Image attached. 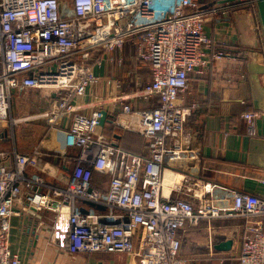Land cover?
Wrapping results in <instances>:
<instances>
[{
    "label": "built area",
    "instance_id": "1",
    "mask_svg": "<svg viewBox=\"0 0 264 264\" xmlns=\"http://www.w3.org/2000/svg\"><path fill=\"white\" fill-rule=\"evenodd\" d=\"M239 6L257 11V0L208 5L198 0H0V121L55 123L71 114L67 145L78 152L66 155L73 166L66 184L59 185L41 172H29L41 167L46 152L40 147L13 150V166L0 151V264H25L10 247L18 202L51 215L49 238L70 252H119L139 264H189L182 234L203 220L213 254L226 237L217 235L212 220L244 218L240 264H264V198L180 168L181 162L199 158L200 147L189 129L197 103L184 105L181 94L192 71L226 54L214 49L208 57L213 40L204 25ZM130 39L137 43V58L149 61L152 70L151 80L132 96L157 97L159 104L140 108L120 96L112 121L144 135L145 154L126 151L115 138L105 141L100 133L104 109L86 113L79 103L100 77L96 67L116 61L113 52ZM52 64L57 67L50 69ZM42 88L56 92L49 109L10 115L16 90ZM256 115L243 113L250 123ZM94 170L108 175L106 187L92 183Z\"/></svg>",
    "mask_w": 264,
    "mask_h": 264
},
{
    "label": "crops",
    "instance_id": "2",
    "mask_svg": "<svg viewBox=\"0 0 264 264\" xmlns=\"http://www.w3.org/2000/svg\"><path fill=\"white\" fill-rule=\"evenodd\" d=\"M218 1L226 0H200V4ZM259 24L258 11L243 6L228 15H217L206 21L205 33L213 40L206 48L208 57L214 49H222L226 54L192 71L189 86L181 94L184 105L197 103L190 116L189 129L195 130L196 143L200 147L199 158L181 162L180 168L201 177H214L215 182L232 191H246L264 198L261 180L264 175V32L258 28ZM137 52L135 40H127L122 48L113 52L116 61L96 67L100 76L98 81L90 86L89 94L79 100L84 112L91 113L100 106L113 120L120 106V96L140 108L157 105V97L146 101L132 96L152 78L150 62L137 58ZM56 67L52 64L49 68ZM54 95L56 92L47 88L16 90L10 115L22 117L49 109ZM245 112L257 113L251 123L243 116ZM71 121V114L55 123L46 119L15 124L0 121V151L6 152L3 159L13 166V150L26 153L40 147L46 152L40 160L41 167L29 172H41L49 181L65 185L71 174V165L65 157L77 150L67 145L66 133ZM108 122L113 121H107L106 126L100 128L105 141L111 139L106 134ZM107 185L108 181L105 187ZM16 209L18 212L12 217L10 247L25 264H139L133 256L119 252L72 253L60 240L49 238L51 215L35 209L26 210L21 202L16 204ZM211 224L217 235L229 233L225 237L234 239L232 248H215L211 254L208 222L203 220L191 235L195 250L185 252L182 249L190 259L189 264H240L239 252L247 219L216 218ZM187 231L182 234L183 245ZM235 231L237 234H232Z\"/></svg>",
    "mask_w": 264,
    "mask_h": 264
},
{
    "label": "trees",
    "instance_id": "3",
    "mask_svg": "<svg viewBox=\"0 0 264 264\" xmlns=\"http://www.w3.org/2000/svg\"><path fill=\"white\" fill-rule=\"evenodd\" d=\"M198 1L199 3H201L200 0ZM158 104L159 103H157V105ZM108 130L109 131H107L106 134L107 136H109V139L115 138L117 144L121 148L135 154L146 153L147 150L146 145L148 144V139L144 135L132 130H128L114 122H108ZM77 153H78L77 150H73V152H70L69 154L77 156ZM72 164H74V161ZM72 166L73 165H71V168ZM203 177L215 181L214 177H209V176H203ZM91 180L95 186L105 187V182L108 181V175L100 171L94 170L91 176Z\"/></svg>",
    "mask_w": 264,
    "mask_h": 264
},
{
    "label": "water",
    "instance_id": "4",
    "mask_svg": "<svg viewBox=\"0 0 264 264\" xmlns=\"http://www.w3.org/2000/svg\"><path fill=\"white\" fill-rule=\"evenodd\" d=\"M257 11L259 13L260 21H261L263 32H264V0H257ZM107 121H112V120L108 118V111L103 110L102 117L100 119V127L103 128L104 126H106ZM89 203L93 206H97V207L102 208V209L105 208V206L95 204V202H92V201H89ZM233 243H234L233 238H227L225 240L219 241L215 245V248H217L219 250H229L232 248Z\"/></svg>",
    "mask_w": 264,
    "mask_h": 264
},
{
    "label": "rangeland",
    "instance_id": "5",
    "mask_svg": "<svg viewBox=\"0 0 264 264\" xmlns=\"http://www.w3.org/2000/svg\"><path fill=\"white\" fill-rule=\"evenodd\" d=\"M137 90H139V88ZM30 114H32V113H30ZM88 168H89V166L87 167V171L89 172ZM92 174H93V171H92V173L90 175L92 176ZM198 227H196V228H188V231H187L188 233L186 232V235H187L186 236V240H184V245H183V249H184L185 252H190V251L192 252V251L195 250L194 249V244L192 242L193 240H192V236L191 235L195 233V231L197 230ZM232 234H234V235L237 234V231L233 232ZM218 235L221 236V237H225V235H229V233L228 232L227 233L223 232V233H219ZM200 240L203 241L202 239H200Z\"/></svg>",
    "mask_w": 264,
    "mask_h": 264
},
{
    "label": "bare ground",
    "instance_id": "6",
    "mask_svg": "<svg viewBox=\"0 0 264 264\" xmlns=\"http://www.w3.org/2000/svg\"><path fill=\"white\" fill-rule=\"evenodd\" d=\"M172 181V178L170 177V175L168 174L167 176V188L169 187V183Z\"/></svg>",
    "mask_w": 264,
    "mask_h": 264
}]
</instances>
